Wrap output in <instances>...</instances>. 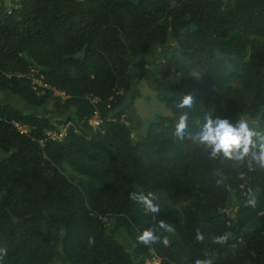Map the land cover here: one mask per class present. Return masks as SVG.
<instances>
[{"label": "trees", "instance_id": "1", "mask_svg": "<svg viewBox=\"0 0 264 264\" xmlns=\"http://www.w3.org/2000/svg\"><path fill=\"white\" fill-rule=\"evenodd\" d=\"M9 1L7 12L0 0V90L41 113L0 103V264H145L152 255L160 264H264V168L251 156L213 159L195 139L206 114L234 125L264 119V0ZM156 45L167 49L160 75L181 76L159 97L170 115H154L133 139L131 69L142 70L138 58ZM32 68L47 87H32ZM186 94L192 109H178ZM49 104L69 114L54 120ZM66 125L61 140L46 137ZM144 230L160 242L141 243Z\"/></svg>", "mask_w": 264, "mask_h": 264}, {"label": "rangeland", "instance_id": "2", "mask_svg": "<svg viewBox=\"0 0 264 264\" xmlns=\"http://www.w3.org/2000/svg\"><path fill=\"white\" fill-rule=\"evenodd\" d=\"M4 1L8 3V0ZM173 45L174 44L171 41L169 49H172L174 47ZM166 51L167 49L160 45L152 46L146 54L138 58L144 59L147 62L144 68L142 70L131 69L132 84L130 91L127 93L125 107L127 109V116L133 122V139H138L141 136L147 122L151 120L154 115H170L169 109H167L163 102L160 101L159 97L168 93L167 87L177 83L181 73L178 72L176 74H171L166 78L160 75L159 68L163 62ZM238 82L239 80L237 78H233L230 83L231 87L237 86ZM0 103H9L24 112L41 113L39 108L30 106L7 91L0 90ZM47 109L50 111L49 117L57 121L64 119V117L69 114L54 112V108L50 104L47 106ZM241 120L246 121L249 124V127L253 130L264 134V119L242 116ZM65 173L72 176L74 182H77L79 176L72 172L67 166H65ZM234 204L235 200L230 203V207H233ZM113 234L127 250L132 249L133 245L127 242L120 232L114 231ZM139 259L141 258L135 259L136 264H139Z\"/></svg>", "mask_w": 264, "mask_h": 264}, {"label": "clouds", "instance_id": "3", "mask_svg": "<svg viewBox=\"0 0 264 264\" xmlns=\"http://www.w3.org/2000/svg\"><path fill=\"white\" fill-rule=\"evenodd\" d=\"M194 98L191 94H186L176 104L178 109H192ZM189 115L188 112H183L179 115L178 122L175 125L174 135L184 140L186 133L189 131ZM204 123L201 125L199 132L196 134L195 139L201 144H205L211 149V157L213 159L218 156H223L228 160L244 162L245 158L251 156L256 164L264 168V134L259 133L249 127L246 121H239L233 124L229 119L213 118L211 114L204 116ZM192 138V137H189ZM249 170H254L251 162H249ZM151 194H149L150 196ZM149 196L143 194L137 196L136 193H131L130 198L139 203L145 204L152 213H158L159 207L152 203ZM250 204H254V200H249ZM160 227L171 232L172 228L167 226L164 221H160ZM198 241L204 240V235L197 230ZM139 241L145 245H151L160 242V237L154 234L152 230H144L138 237ZM215 243H223L226 240L225 236H218L213 238ZM167 245L169 241L163 240ZM196 264H212L211 259L197 260Z\"/></svg>", "mask_w": 264, "mask_h": 264}, {"label": "built area", "instance_id": "4", "mask_svg": "<svg viewBox=\"0 0 264 264\" xmlns=\"http://www.w3.org/2000/svg\"><path fill=\"white\" fill-rule=\"evenodd\" d=\"M10 5L11 3L8 0L7 12H10ZM37 74H38V71L37 69H34V68L30 69V71L28 72V77L30 79L32 87L34 89H37L40 86L47 87V84H44L41 78L37 76ZM55 93L58 94V92H55ZM89 122L92 126L96 127L99 124L97 114H95L94 117H92ZM14 125L20 132L26 131V127L19 125V123H14ZM66 128H67V125L60 126L56 129L46 130L45 135L46 137L52 140H61L65 136ZM145 264H160V259L159 257L153 255L151 258L145 260Z\"/></svg>", "mask_w": 264, "mask_h": 264}, {"label": "water", "instance_id": "5", "mask_svg": "<svg viewBox=\"0 0 264 264\" xmlns=\"http://www.w3.org/2000/svg\"><path fill=\"white\" fill-rule=\"evenodd\" d=\"M135 193L137 194V196H139L137 192H135Z\"/></svg>", "mask_w": 264, "mask_h": 264}]
</instances>
